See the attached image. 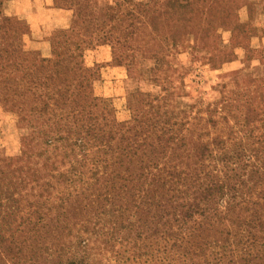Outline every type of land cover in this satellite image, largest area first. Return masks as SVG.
I'll list each match as a JSON object with an SVG mask.
<instances>
[{"label":"trees","instance_id":"trees-1","mask_svg":"<svg viewBox=\"0 0 264 264\" xmlns=\"http://www.w3.org/2000/svg\"><path fill=\"white\" fill-rule=\"evenodd\" d=\"M154 1L187 23L188 46L184 34L162 36L173 48L194 51L200 31L207 40H221L228 28L250 32L239 22L247 5L237 0ZM79 36L76 52L57 60L1 59L0 70L15 63L38 69L18 82L0 80L17 123L26 116L20 99L40 109L23 142L27 161L38 149L36 194L26 195V207L17 185L6 182L13 159L0 160V264H264V75L252 80L249 67L226 76L219 100L199 101L196 114L189 104L176 109L171 87L163 98L171 102L151 101L143 111L131 104L132 119L119 122L112 101L91 92L92 71L80 60L84 46L108 34ZM248 53L264 65V49ZM210 56L236 60L222 47ZM52 69L76 75L77 86L45 73Z\"/></svg>","mask_w":264,"mask_h":264},{"label":"rangeland","instance_id":"rangeland-1","mask_svg":"<svg viewBox=\"0 0 264 264\" xmlns=\"http://www.w3.org/2000/svg\"><path fill=\"white\" fill-rule=\"evenodd\" d=\"M17 1L30 6V0H0V62L4 56L10 58L16 55L25 59L39 56L57 60L64 53L76 52L74 44L80 41V33H87L93 38L107 33L105 42L100 44L94 41L93 46H84L80 60L86 69L92 71V80H88L91 92L97 98L112 101L119 122L132 119L131 104L143 111L151 101L154 106L171 102V99L166 104L163 101L171 87L175 91L177 104L173 105L176 109L184 112L185 105L189 104L196 114L201 103L199 101L203 100L207 106L219 100V85L228 81L227 78L232 79L235 72L250 67L252 80L264 75L260 57L248 53L250 48L264 49V0H237L240 6L247 5L239 12V22L242 27L246 25L245 32L250 31L247 37L240 31L232 33L228 28L221 40H207L205 36L202 38L203 31H200L198 37L203 41L194 42L196 49L191 52L179 46L173 48L171 42H164L162 36L181 33L184 34V46H188V35L185 34L188 27L182 19L177 22V17L164 8L159 9L154 0H50V9L58 11L51 14L41 9L44 0H31L40 4L37 30L26 19L15 14ZM200 22L197 18L194 25H200ZM72 29H75L74 33ZM67 39L68 44L65 45ZM117 40L120 42L117 43ZM39 43L44 50H37ZM220 47L227 52H235V62L224 63L228 57H222V62H213L210 52ZM158 52H161L160 55H156ZM213 63L221 69L212 67ZM260 66L261 73L257 71ZM55 71L52 69L45 73L53 75L58 82L68 79L74 87L77 86V82L72 80L77 78L76 75L67 71L65 75H57ZM33 72H38L36 65L21 66L15 63L0 70V80L8 78L18 82L26 77L25 74ZM88 82L83 77L81 92L86 91ZM8 89L9 86L1 84L0 160L6 157L13 159L12 169L15 172L13 175L9 173L6 182L11 180L17 185L15 192L20 194L22 207H26V195L36 194L34 171L38 149L33 150L34 157L27 161L22 155L23 142L25 135L29 136L38 124L36 110L40 106L29 97L20 99V106L27 117L25 122L17 123L11 115L12 106L2 98ZM26 174L29 180L24 182ZM29 200L34 203L36 199L31 197Z\"/></svg>","mask_w":264,"mask_h":264},{"label":"crops","instance_id":"crops-1","mask_svg":"<svg viewBox=\"0 0 264 264\" xmlns=\"http://www.w3.org/2000/svg\"><path fill=\"white\" fill-rule=\"evenodd\" d=\"M29 7L22 5L21 1H17V12L15 13L16 15L19 16V18L21 19H26L31 26L33 27V29L37 30L39 24H40V7H39V2L37 4H35V1L32 3L31 0L29 1ZM48 6V9L46 8V6ZM50 5H52L50 3V0H44L43 6H41V9L44 10V12H48L49 14H51L52 12H56L58 13L57 10L50 9ZM45 6V8H44ZM38 9V10H37ZM59 15V14H58ZM62 15V14H61ZM37 50H44L42 48V45L39 43L36 45Z\"/></svg>","mask_w":264,"mask_h":264}]
</instances>
